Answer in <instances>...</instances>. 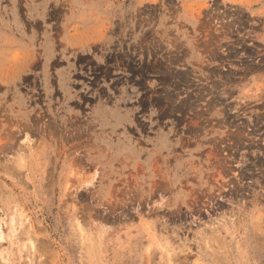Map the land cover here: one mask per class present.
Masks as SVG:
<instances>
[{
    "label": "rangeland",
    "instance_id": "obj_1",
    "mask_svg": "<svg viewBox=\"0 0 264 264\" xmlns=\"http://www.w3.org/2000/svg\"><path fill=\"white\" fill-rule=\"evenodd\" d=\"M0 230V264H264V0H0Z\"/></svg>",
    "mask_w": 264,
    "mask_h": 264
},
{
    "label": "bare ground",
    "instance_id": "obj_2",
    "mask_svg": "<svg viewBox=\"0 0 264 264\" xmlns=\"http://www.w3.org/2000/svg\"><path fill=\"white\" fill-rule=\"evenodd\" d=\"M25 135L26 134H24V136H23V140H21L22 142V146H20L21 145V143H19V151H18V153L19 154H21V153H23L24 151L26 152V151H29L30 150V144L28 143V142H25V141H27V137H25ZM25 137V138H24ZM18 150V149H17ZM0 237H1V230H0ZM97 243V242H96ZM99 244V243H98ZM95 246H96V244H95ZM99 246V245H98ZM221 246V245H220ZM223 247V246H222ZM2 260V259H1Z\"/></svg>",
    "mask_w": 264,
    "mask_h": 264
}]
</instances>
